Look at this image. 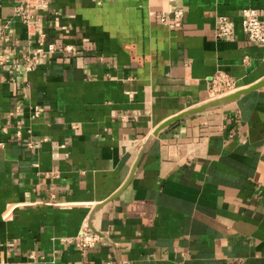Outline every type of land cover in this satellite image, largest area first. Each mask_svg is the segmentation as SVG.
Returning a JSON list of instances; mask_svg holds the SVG:
<instances>
[{"label": "crops", "instance_id": "obj_1", "mask_svg": "<svg viewBox=\"0 0 264 264\" xmlns=\"http://www.w3.org/2000/svg\"><path fill=\"white\" fill-rule=\"evenodd\" d=\"M18 2L0 0V264H264V83L203 104L216 71L264 79L240 29L264 0H177L178 29L149 13L165 0H46L57 50L30 71ZM84 223L104 242L73 246Z\"/></svg>", "mask_w": 264, "mask_h": 264}, {"label": "built area", "instance_id": "obj_2", "mask_svg": "<svg viewBox=\"0 0 264 264\" xmlns=\"http://www.w3.org/2000/svg\"><path fill=\"white\" fill-rule=\"evenodd\" d=\"M164 9L150 11L157 21L170 29H178L182 25L184 12L176 4L177 0H165ZM46 8V0H19L14 7V15L24 24L27 30V40L24 52L21 54V61L25 70H32L40 60V56L51 55L57 50L54 42H46L43 33H36L33 15L31 9ZM0 29V36L5 31L12 33V27L9 22L3 23ZM235 23L224 15H219L215 22V34L219 38H228L234 34ZM33 27V28H32ZM240 29L243 31L250 43L264 44V22L259 18L258 11L254 8H244L241 10ZM4 40H9V36H5ZM63 51L74 52L72 45H64L61 47ZM0 66H3V58L0 54ZM206 97L203 104H212L220 102L226 98H233L235 93L244 87L237 84L236 80L228 76L222 71H216L208 79ZM37 115L38 111L33 112ZM18 133V132H17ZM25 145L29 148L34 147L35 140L31 137L24 139ZM105 235L102 231L92 228L84 223L77 233L69 239L77 249L84 250L92 248L95 244L102 243Z\"/></svg>", "mask_w": 264, "mask_h": 264}, {"label": "water", "instance_id": "obj_3", "mask_svg": "<svg viewBox=\"0 0 264 264\" xmlns=\"http://www.w3.org/2000/svg\"><path fill=\"white\" fill-rule=\"evenodd\" d=\"M263 83H264V79L261 80V81H259V82H257V83H255L252 87H248V88H246V89H242V90L236 92L234 98H235L236 96L242 94V93H245V92H248V91L254 90L255 88L261 86V84H263Z\"/></svg>", "mask_w": 264, "mask_h": 264}]
</instances>
